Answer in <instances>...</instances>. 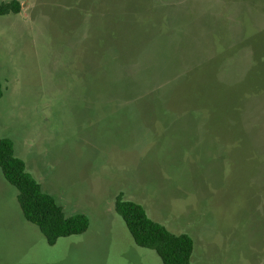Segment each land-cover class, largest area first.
Segmentation results:
<instances>
[{"label": "rangeland", "instance_id": "rangeland-1", "mask_svg": "<svg viewBox=\"0 0 264 264\" xmlns=\"http://www.w3.org/2000/svg\"><path fill=\"white\" fill-rule=\"evenodd\" d=\"M18 1L0 138L89 226L48 245L0 171V264H162L118 195L188 235L192 264H264V0Z\"/></svg>", "mask_w": 264, "mask_h": 264}, {"label": "trees", "instance_id": "trees-1", "mask_svg": "<svg viewBox=\"0 0 264 264\" xmlns=\"http://www.w3.org/2000/svg\"><path fill=\"white\" fill-rule=\"evenodd\" d=\"M21 10L18 0L0 4V16L18 14ZM0 171L4 180L17 190L23 217L38 228L48 245L87 230V217L83 214L65 216L55 199L43 192L26 171L24 162L15 155L13 144L7 138H0ZM114 209L135 245L154 251L162 264H192L193 241L188 235L171 233L151 220L141 205L124 200L121 195L115 198Z\"/></svg>", "mask_w": 264, "mask_h": 264}]
</instances>
